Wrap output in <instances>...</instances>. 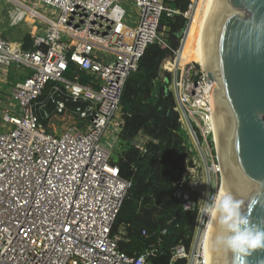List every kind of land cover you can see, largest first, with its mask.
I'll return each mask as SVG.
<instances>
[{"label":"built area","instance_id":"2783aa9c","mask_svg":"<svg viewBox=\"0 0 264 264\" xmlns=\"http://www.w3.org/2000/svg\"><path fill=\"white\" fill-rule=\"evenodd\" d=\"M5 1L7 26L27 24L31 48L0 33V73L13 71L19 79L0 117V264H149L153 247L133 256L117 248L112 228L130 183L119 178L110 157L122 124L125 82L148 45L169 49L160 23L180 14L170 7L175 0ZM197 1L189 0L181 13L187 26L161 65L171 76L169 90L195 163L187 185H175L172 192L181 211L196 210L189 248L171 251V263L184 264H209L210 219L201 220L200 209L210 182L219 183L217 189L221 182L213 142L214 83L200 65H180L178 58ZM127 2L137 9L135 27L125 23ZM70 66L69 79L64 75ZM49 82L88 107L67 112L56 102L45 118L67 115L79 125L56 133L38 120L34 104ZM108 128L112 142L104 146Z\"/></svg>","mask_w":264,"mask_h":264},{"label":"trees","instance_id":"16d2710c","mask_svg":"<svg viewBox=\"0 0 264 264\" xmlns=\"http://www.w3.org/2000/svg\"><path fill=\"white\" fill-rule=\"evenodd\" d=\"M188 4L189 0H175L170 7L180 14L161 20L170 50L148 45L137 69L128 76L119 101L122 124L110 157L119 178L130 183L112 228L118 235L117 248L133 256L153 247L149 264H184L183 260L171 263V251L177 245L189 248L195 230L196 210L175 212L174 187L187 185L195 163L169 90L171 76L161 70L163 61L179 46L188 23L181 13ZM19 41L23 49L31 48L26 34ZM72 71L74 66L64 76L72 78ZM80 78L83 81L86 76L81 73ZM56 102L67 112L88 107L87 102L73 101L59 83L49 82L34 104L42 125L48 121L45 116L53 115Z\"/></svg>","mask_w":264,"mask_h":264},{"label":"water","instance_id":"95a60500","mask_svg":"<svg viewBox=\"0 0 264 264\" xmlns=\"http://www.w3.org/2000/svg\"><path fill=\"white\" fill-rule=\"evenodd\" d=\"M211 35L213 97L229 123V160L242 189V210L264 228V0H221ZM181 211L179 202L175 212ZM223 264H264V249Z\"/></svg>","mask_w":264,"mask_h":264},{"label":"bare ground","instance_id":"6f19581e","mask_svg":"<svg viewBox=\"0 0 264 264\" xmlns=\"http://www.w3.org/2000/svg\"><path fill=\"white\" fill-rule=\"evenodd\" d=\"M223 5L221 0H198L193 10L185 39L179 51V64L195 63L205 69H212L211 51V35L216 27V24L221 16ZM192 42V44H191ZM195 45V47H194ZM196 57L192 60L187 57ZM189 62V63H188ZM213 107V132H214V149L219 161V169L221 173L219 191H229L235 198L241 200L242 189L239 186L231 168L229 160V123L219 103L217 95L212 97ZM209 188V187H208ZM208 193V192H207ZM210 219V218H209ZM212 221H209L208 233L205 240L206 254L209 264H223L224 255L218 254L211 249L210 242L213 235V229L210 227Z\"/></svg>","mask_w":264,"mask_h":264},{"label":"clouds","instance_id":"9594fccd","mask_svg":"<svg viewBox=\"0 0 264 264\" xmlns=\"http://www.w3.org/2000/svg\"><path fill=\"white\" fill-rule=\"evenodd\" d=\"M205 196L200 219L207 216L212 221L210 246L214 252L243 260L253 250L264 249V228L244 213L241 200L229 191L205 193Z\"/></svg>","mask_w":264,"mask_h":264},{"label":"rangeland","instance_id":"374dc122","mask_svg":"<svg viewBox=\"0 0 264 264\" xmlns=\"http://www.w3.org/2000/svg\"><path fill=\"white\" fill-rule=\"evenodd\" d=\"M122 6L125 9V13H126L125 23L129 27H135L134 21L136 19V15H137V9L130 2H127L126 4H122ZM7 8H8V3H6L5 0H2L0 2V27L3 30H5V37H8L9 39H12L13 41L18 42L24 34H26L28 36V31L30 30V28L27 24H20L16 29L8 28L6 26L7 20L5 22H2L3 19H5V17H6ZM190 25L191 26L193 25L192 21H190ZM163 31L164 30L161 29V33L164 35ZM191 44H192V42H191ZM194 47H195V45H194ZM195 57H193L191 55L189 57V55H188V57L186 59H188L190 61ZM11 76L16 77V75L14 74L13 71H8V72L2 71L0 73V117H1L2 113H4L7 108H9V105L7 104V101H8L7 99H8L9 93H10V89L12 87L9 80H14V81L16 80L14 78L13 79L10 78ZM119 119H120V115H119ZM76 121H77V124L79 125L80 123L78 120H75L74 118L69 117L67 115L57 116V117L52 116L47 121L45 128L48 129L49 132L56 131V133H58L59 131L68 127L69 125L76 124ZM3 128L4 127L0 124V131ZM110 132H111V129L108 128L106 135L103 136V138H102V144L104 146H107L110 142H112V136L110 135ZM112 150L113 149H111V151ZM112 153H113V151H112ZM218 185H219V183H218ZM218 185H216L213 181H211L210 186H208L209 188L207 189L206 192H208V193L216 192ZM199 188H200V182H199Z\"/></svg>","mask_w":264,"mask_h":264},{"label":"crops","instance_id":"0c3cea01","mask_svg":"<svg viewBox=\"0 0 264 264\" xmlns=\"http://www.w3.org/2000/svg\"><path fill=\"white\" fill-rule=\"evenodd\" d=\"M6 21V17H5V19H3V21L2 22H5ZM6 26H7V24H6ZM8 27V26H7ZM18 27V26H17ZM17 27H13V29H16ZM9 28V27H8ZM27 31V30H26ZM3 32V33H2ZM0 33H2L3 34V36L5 37V30H3L1 27H0ZM5 38H8V37H5ZM9 39V38H8ZM11 41H13L12 39H10ZM10 78H14V79H16L15 81L14 80H9L10 81V84L12 85L13 83H15L17 80H19L18 79V77L16 76V77H13V76H11ZM9 78V79H10Z\"/></svg>","mask_w":264,"mask_h":264}]
</instances>
